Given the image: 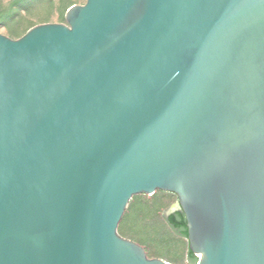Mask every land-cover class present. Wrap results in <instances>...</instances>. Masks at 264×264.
Instances as JSON below:
<instances>
[{"label": "water", "instance_id": "water-1", "mask_svg": "<svg viewBox=\"0 0 264 264\" xmlns=\"http://www.w3.org/2000/svg\"><path fill=\"white\" fill-rule=\"evenodd\" d=\"M65 20L0 33V264H171L118 232L158 191L189 264H264V0H86Z\"/></svg>", "mask_w": 264, "mask_h": 264}, {"label": "rangeland", "instance_id": "rangeland-1", "mask_svg": "<svg viewBox=\"0 0 264 264\" xmlns=\"http://www.w3.org/2000/svg\"><path fill=\"white\" fill-rule=\"evenodd\" d=\"M85 2L0 0V33L11 39H19L34 26L65 23L68 8ZM177 199L175 194L164 191L152 196H135L119 224L120 236L142 246L150 258H160L171 264H189L187 238L173 231L163 216L164 211L174 205Z\"/></svg>", "mask_w": 264, "mask_h": 264}, {"label": "trees", "instance_id": "trees-1", "mask_svg": "<svg viewBox=\"0 0 264 264\" xmlns=\"http://www.w3.org/2000/svg\"><path fill=\"white\" fill-rule=\"evenodd\" d=\"M168 222L175 230L179 232L181 236L187 238V227H186V219L184 214L177 213L176 215L169 216ZM189 258L191 260L197 261V257H195L190 251H189Z\"/></svg>", "mask_w": 264, "mask_h": 264}, {"label": "flooded vegetation", "instance_id": "flooded-vegetation-1", "mask_svg": "<svg viewBox=\"0 0 264 264\" xmlns=\"http://www.w3.org/2000/svg\"><path fill=\"white\" fill-rule=\"evenodd\" d=\"M177 213H181V212L178 211L176 207H174L173 210L170 212V216L176 215Z\"/></svg>", "mask_w": 264, "mask_h": 264}]
</instances>
